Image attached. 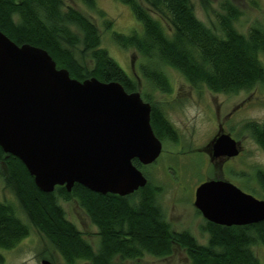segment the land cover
<instances>
[{
  "label": "trees",
  "instance_id": "trees-1",
  "mask_svg": "<svg viewBox=\"0 0 264 264\" xmlns=\"http://www.w3.org/2000/svg\"><path fill=\"white\" fill-rule=\"evenodd\" d=\"M80 1L104 15L96 0ZM120 1L130 6L140 28L126 33L112 30L111 36L141 55L138 70L150 87L142 95L152 98L155 89L171 90L166 68L176 69L192 86L205 85L216 92H237L257 83L264 87V25L255 21L246 32L240 31L234 22L240 10L229 0L221 3L223 11L216 12L214 27L197 16L192 0ZM0 30L18 44L45 48L57 66L65 67L73 77L117 80L128 91L138 90V77L127 73L101 45L92 19L65 0H0ZM150 123L155 135L164 132L175 137L172 123L161 110L151 111ZM244 129L264 152V118L246 121ZM132 161L143 169L136 158ZM0 162L4 164V184L28 220L22 221L12 204L0 199V248L12 247L29 233L32 224L67 264L76 259L89 264H123L114 261L115 255L120 260H137L145 253L163 256L171 251L172 243L185 247L187 264H261L253 246H264V220L222 225L205 219L200 228L207 240L201 243L189 230L171 227L156 199L159 188L150 177L145 185L124 195L93 191L79 182L70 190L55 185L53 190L43 191L24 163L1 146ZM252 176L251 190L260 188L264 198V169L257 167ZM59 198H74L96 225L97 249L66 217ZM3 261L0 253V263Z\"/></svg>",
  "mask_w": 264,
  "mask_h": 264
},
{
  "label": "water",
  "instance_id": "water-1",
  "mask_svg": "<svg viewBox=\"0 0 264 264\" xmlns=\"http://www.w3.org/2000/svg\"><path fill=\"white\" fill-rule=\"evenodd\" d=\"M150 110L138 90L128 91L117 80L73 77L45 48L18 44L0 30V146L24 163L41 190H70L79 182L124 195L145 185L132 160L147 164L161 151ZM212 148L214 155L237 153L227 132ZM193 204L217 224L264 220V198L223 178L200 182Z\"/></svg>",
  "mask_w": 264,
  "mask_h": 264
},
{
  "label": "rangeland",
  "instance_id": "rangeland-1",
  "mask_svg": "<svg viewBox=\"0 0 264 264\" xmlns=\"http://www.w3.org/2000/svg\"><path fill=\"white\" fill-rule=\"evenodd\" d=\"M66 3L88 15L96 24L101 36V45L109 54L134 77H138V90L147 92L148 82L140 76L138 62L141 55L133 47H123L115 42L111 36L112 30L129 32L140 28V22L135 18L130 6L120 0H96L97 8L104 11L100 15L97 9L87 7L80 0H65ZM197 16L208 25L216 24V12L223 11L221 3L224 0H192ZM236 5L240 13L235 25L246 32L248 25L259 22L264 25V0H229ZM205 4H207L205 6ZM107 21L109 23H107ZM171 80V90L161 92L152 91L155 99H163L165 114L180 136V146L173 150L162 151L158 160L143 166V170L149 174L151 183L162 184L163 187L156 193V199L163 208L165 217L175 230L187 229L193 233L197 240L205 243L207 234L201 230L205 218L192 202L193 188L204 176H219L218 167H203L206 156L207 137L215 130L217 123L223 124V128L231 129L233 133L240 130L241 148L243 150L241 160H235L233 167L239 174L227 171L230 180H233L240 188L250 191L257 197H263L261 190H251L254 184V170L257 167L264 169V152L251 137L249 131L241 129V125L248 120L261 121L264 118V87L257 83L249 89H241L237 92H216L205 85L194 87L180 72L174 68H166ZM175 174L178 168L177 179H172L167 172V165ZM240 167V169H238ZM4 164L0 162V199L12 204L14 211L22 221H28L24 211L19 206L15 195L6 187L2 177ZM240 175V176H239ZM251 178V179H250ZM251 183H250V182ZM59 203L65 210L66 217L70 219L89 239L94 249L99 245L97 227L93 224L85 211L77 204L74 198L68 200L59 198ZM254 251L264 264V246L255 244ZM4 261L0 264H42L43 258L52 264H67L59 252L54 248L49 239L30 224L27 235L20 238L10 248H0ZM188 256L184 246L172 243L171 251L163 256H155L145 253L142 258L122 259L115 255L114 261L123 264H139L150 262L152 264H187ZM73 264H89L87 260L76 259Z\"/></svg>",
  "mask_w": 264,
  "mask_h": 264
},
{
  "label": "flooded vegetation",
  "instance_id": "flooded-vegetation-1",
  "mask_svg": "<svg viewBox=\"0 0 264 264\" xmlns=\"http://www.w3.org/2000/svg\"><path fill=\"white\" fill-rule=\"evenodd\" d=\"M155 90H157V89H155ZM138 91L140 92L142 99L144 101L148 102L150 104V106H151L150 119H151V111H157V109L161 110L163 115L166 116L165 110L163 108V106L165 105L163 99H160V100L159 99H155L154 96L151 95V94H150V96H152V98L151 97L148 98V97L142 95V92H141L142 90H138ZM149 92L150 91L148 90L147 93H149ZM223 127H224L223 124L218 122L215 130L210 134V136L207 137V141L205 142V144L207 145L205 147L207 152H206V156H204V163H203V167H205V168L212 167V170L214 168L218 167V169H220L221 173H220L219 176H217V175L209 176L208 175L207 177L204 176L202 179H200L197 182V184L194 186V188H193L192 202L194 200L195 188L200 182H202V181H204L206 179H209V178H223V179L230 180L229 177L226 174L227 171H231L233 173L237 172V174H239V171L235 170V168L233 167V163H234L235 160H237V161H239V159L241 160V157H242L243 150L241 148V141L242 140H241V137H240V130L236 134V133H233V131L230 128L229 129H225ZM173 128H174V126H173ZM241 129L244 131V126L243 125H241ZM174 132H175V137L174 138L168 136L164 132H162L161 136L156 135L161 140L162 148H161V151H160L158 157L154 161L158 160V158H159L160 154L162 153V151L167 150L168 152H171L169 150H173L175 147L177 148V147H179L181 145L180 144V136H179V133L176 130V128H174ZM222 132L229 133L235 139L236 147H237V153L236 154H233V155H227V154L214 155L212 145H213L215 139L218 137V135L221 134ZM150 163H147V164H142L141 163V165L145 166V165H148ZM168 166L173 167V165H171L170 162H169V164L167 165V172L171 173L172 179L174 181V179H177V176H178L177 175L178 173H176V171H178V168L174 169L173 171H175V174L174 173L172 174V171H171L170 168L168 169ZM140 169L142 170L143 174L146 176L147 182H148L149 181V174L146 172V170H143L142 168H140ZM238 169H240V167ZM230 181H232L234 184H236L233 180H230ZM153 185L157 189L158 188L161 189L163 187L162 184H158V183L157 184L153 183ZM248 192H250V191H248Z\"/></svg>",
  "mask_w": 264,
  "mask_h": 264
}]
</instances>
